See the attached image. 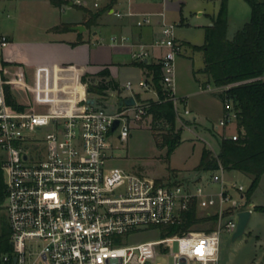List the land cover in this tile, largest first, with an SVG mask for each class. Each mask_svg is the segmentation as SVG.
Returning a JSON list of instances; mask_svg holds the SVG:
<instances>
[{
    "label": "built area",
    "instance_id": "built-area-1",
    "mask_svg": "<svg viewBox=\"0 0 264 264\" xmlns=\"http://www.w3.org/2000/svg\"><path fill=\"white\" fill-rule=\"evenodd\" d=\"M84 5L86 0H71ZM107 0H94L100 7ZM130 2L133 0H129ZM167 1V0H164ZM118 17L137 14L113 10ZM1 13V11H0ZM164 14V13H162ZM138 26L153 22V13H138ZM177 23L163 20L154 46L165 47L161 57V84L174 101L177 118L183 116L176 94V60L183 50ZM3 36L0 45L6 46ZM112 44L137 45L129 36H113ZM133 50L138 62L150 49ZM257 78L203 89L220 93L224 114L216 128L235 122L238 110L230 89ZM145 87L149 86L143 81ZM127 88L132 87L128 81ZM87 92V84H84ZM157 90V89H156ZM71 93L59 107L47 111L8 105L0 88V154L6 184L4 207L11 227V251L0 256L5 264H160L158 256H174V264H221V237L234 233L239 212L253 209L248 187L230 180L222 164L210 178L178 179L150 176L110 165L113 137L123 142L131 122L149 113L150 101L136 99L109 111L98 99ZM186 105V104H185ZM191 112L185 106V113ZM116 119L120 123L113 130ZM222 137L239 139L237 130ZM200 176V177H199ZM218 183V189L210 185ZM194 215L189 228L183 226ZM201 219H205L204 221ZM211 224L210 230L194 228ZM214 222V223H213ZM170 227H179L171 234ZM160 230L157 240L128 244L126 238L141 231ZM174 244H177L175 250Z\"/></svg>",
    "mask_w": 264,
    "mask_h": 264
},
{
    "label": "rangeland",
    "instance_id": "rangeland-1",
    "mask_svg": "<svg viewBox=\"0 0 264 264\" xmlns=\"http://www.w3.org/2000/svg\"><path fill=\"white\" fill-rule=\"evenodd\" d=\"M93 1V2H92ZM110 1V2H109ZM115 0H107L106 3L111 5ZM181 11H173L184 15L189 24L177 26L176 32L180 37L188 38L196 44L205 43L206 25H210V14L219 6L220 0H184ZM92 7L94 0H91ZM40 6V5H39ZM38 7V6H35ZM42 7V6H41ZM0 19H10L15 15L14 10L7 8L4 3L0 2ZM64 18L71 20L77 19L85 14L82 8L65 6V11L58 10ZM94 11V10H93ZM10 12L9 17L7 13ZM202 12V14H199ZM252 13L251 5L247 0H229V27L228 37L234 38L236 33L247 22ZM87 18L85 25L89 26L92 31L97 28V23H92V15ZM41 16L37 13L25 15L34 24H23L18 29V35L22 38L25 36L43 38L52 33L43 30L41 25ZM28 25V28L25 27ZM101 35V33H99ZM107 40V39H105ZM181 57L176 60V88L179 94L187 96L188 102L185 105V98L180 97V106L183 116L177 120V127L182 129V142L173 152L170 158L166 157L167 148L158 146L154 137V132L161 135L167 131V125L154 119L152 114H146L140 120L131 122L130 136L126 141L118 138L119 131L114 133L112 158L110 165H118L139 171L150 176L175 177L178 179H187L198 177L199 172L196 169L204 146L212 148L216 153L221 148V136L224 132L230 134L237 130L235 122L227 127L216 128L219 120L224 114V103L219 92L211 90H201V87L207 86L206 81L215 88V83L211 80L205 71L204 51H196L193 54L189 43H185ZM138 49V48H136ZM195 55V56H194ZM121 61H130L132 55L130 52L122 51L118 54ZM10 61L0 57V88L3 87V77L8 78L5 74V68ZM123 80L138 73L134 68L125 67ZM197 74V76H196ZM19 76L12 79L14 87V96L17 100L26 103V108L35 111H47L50 107H59L62 104V98L66 95L65 88L51 85L48 78L42 73L33 70H23ZM92 79V78H90ZM9 80V78H8ZM201 86V87H200ZM88 87V84H87ZM76 96L96 98L106 108L115 112L119 108L118 93L110 91L108 94L101 95L97 93H79ZM185 106L191 110L189 114L185 113ZM196 117V120L195 118ZM204 179L210 178L213 170L203 171ZM230 180H237L239 183L248 187L252 182V176L239 170H228L226 172ZM200 177V176H199ZM219 184L213 183L210 189H218ZM250 202L254 203L251 219L243 235L233 240V234L224 232L221 237V264H264V211L256 208V205H264V175L259 187L254 192ZM4 204V203H3ZM0 203V237L11 232V227L4 205ZM211 224L198 223L196 229H210ZM212 227V226H211ZM160 230H147L137 232L126 238L128 244H136L143 241L157 240L160 238ZM11 242V241H10ZM177 244H174L175 250ZM8 252V251H7ZM5 251H0V256ZM174 256H158L157 262L160 264H174ZM0 264H5L1 261Z\"/></svg>",
    "mask_w": 264,
    "mask_h": 264
},
{
    "label": "crops",
    "instance_id": "crops-1",
    "mask_svg": "<svg viewBox=\"0 0 264 264\" xmlns=\"http://www.w3.org/2000/svg\"><path fill=\"white\" fill-rule=\"evenodd\" d=\"M0 2L15 12L12 20L0 19V41L3 36H6L8 39L6 46L0 45V57L11 62L5 68V74L9 78L8 81L13 94L15 93L12 79L19 76V72L23 70H33L44 74L48 78V81L51 82V85L65 88L66 97L68 93H71L72 87L78 86V82L83 85L85 84L82 77L86 73L92 74L90 78L94 79L97 83L102 79V76L97 75V73L108 66L112 77L119 81L121 85L120 90L108 91V93L110 91L118 93L119 107L122 106L120 104L122 98L132 95L139 101H152L159 98L154 83L153 70L137 65L136 62L138 61L133 57V50H137L136 48L140 49L141 47L138 45L145 44L150 49V55L145 61L160 64L161 57L166 48L154 46L153 43L160 36L163 20L166 19L168 22L177 23V26L189 24L187 18L182 13L180 15L177 13L173 14V11L182 12L184 0H133L131 2L129 0H115L111 5L106 3L107 1L104 2L101 5V9L93 8L91 4L93 1L91 2V0H86L84 5H72L71 0H67L62 5H56L52 0H0ZM68 4L82 8L85 14L77 19L68 20L64 18L58 10L60 8L61 11H65V6ZM220 4L210 14L212 23L213 17L219 11ZM114 9L124 12L132 10L137 14L118 17L114 14ZM37 11L42 14L41 25L43 26V30L52 34L47 38L28 36L22 38L18 35V29H21L20 26L23 24H34L25 15L37 13ZM97 11H101L96 22L98 26L96 29L90 31L85 22L90 17L88 14L93 15ZM145 12L153 13V22L144 26H138V13ZM199 14H202V12H199ZM7 15L11 17L10 12ZM60 24H71L72 26L83 24L86 26V29L81 32L71 26V29L67 31L52 30L54 26ZM28 25H25V27L28 28ZM123 35L129 36L131 41L137 45L112 44L113 36L121 37ZM177 36L184 46H186L185 43L190 44L193 54L196 51H203L195 49L192 44L196 43L191 42L188 38ZM122 51L130 52L132 59L130 61L119 60L118 54ZM182 55L183 52L178 57ZM125 67L134 68L138 70V73L123 80ZM206 74L210 78L207 72ZM128 81L132 82L131 89L126 86ZM143 81H147L149 86L145 87ZM205 83L206 85L208 84L207 81ZM201 90L207 89H203L202 86ZM176 94L179 97L185 98V104L188 102L187 96L179 94L177 88ZM65 97L64 100L62 98V103L67 101ZM17 101L26 107V103ZM194 118L196 120V117ZM202 173L199 172V175L203 176Z\"/></svg>",
    "mask_w": 264,
    "mask_h": 264
},
{
    "label": "trees",
    "instance_id": "trees-1",
    "mask_svg": "<svg viewBox=\"0 0 264 264\" xmlns=\"http://www.w3.org/2000/svg\"><path fill=\"white\" fill-rule=\"evenodd\" d=\"M52 1L56 5L67 2V0ZM247 1L252 8L251 17L238 30L234 38L228 37L229 0H221L219 11L213 17V24L207 25L205 28V43L202 45L192 44V46L197 50L204 51L205 71L216 85L261 77L234 85L230 89V94L238 110L239 139L234 140L221 136V148L218 153L212 148L204 146L200 161L196 166L198 172H203L216 170L222 164L227 170L235 169L250 174L252 182L246 192L250 202L264 175V0ZM100 14L101 11H97L92 15V23L97 22ZM71 26V24H60L54 26L52 30L67 31L71 29ZM136 64L153 70L154 83L159 98L150 101L149 114H152L155 120L168 127L167 131L161 135L154 132V137L158 146L167 148L166 157L170 158L183 140V127H177L178 118L174 101L168 98L161 84V65L146 61L136 62ZM91 75L86 73L82 77L83 82L88 84L87 91L90 93L105 95L108 94L109 90H120L121 88L119 81L112 77L108 66L97 73V75L102 76V79L97 83L94 79H90ZM2 80L6 103L24 109L25 106L20 104L13 95L8 79L3 77ZM77 84V87L71 88V104L79 97L76 96L77 94L86 93L84 85L79 82ZM2 161L3 157L0 154L1 204L6 198ZM256 208L264 211V205H256ZM201 220L204 221L205 219ZM194 222L196 221L193 215L183 226V230H187ZM178 228L170 227L169 232L174 234ZM10 238L11 232L0 237V251H11Z\"/></svg>",
    "mask_w": 264,
    "mask_h": 264
},
{
    "label": "water",
    "instance_id": "water-1",
    "mask_svg": "<svg viewBox=\"0 0 264 264\" xmlns=\"http://www.w3.org/2000/svg\"><path fill=\"white\" fill-rule=\"evenodd\" d=\"M71 4L73 5V3ZM72 28L80 30L82 32L86 29V26L83 24H78V25L72 26ZM89 102L93 104L95 103V99L92 98L89 100ZM135 103H136V98L133 95L126 97V98H122L120 100L121 105H125V104L134 105ZM119 123H120L119 119H116L114 126H113V130H115L118 127ZM252 212H253V209H245L239 212L238 226H237V229L233 233V237H232L233 240H236L238 237H240L241 235L245 233L246 228L251 219Z\"/></svg>",
    "mask_w": 264,
    "mask_h": 264
}]
</instances>
